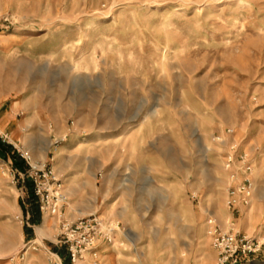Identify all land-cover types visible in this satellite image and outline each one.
<instances>
[{
	"label": "rangeland",
	"instance_id": "374dc122",
	"mask_svg": "<svg viewBox=\"0 0 264 264\" xmlns=\"http://www.w3.org/2000/svg\"><path fill=\"white\" fill-rule=\"evenodd\" d=\"M46 118L74 122L83 132L66 142L76 144V152H67L71 166L91 159L98 169L92 175L63 167L62 216L38 218L31 168L15 167L10 142L20 150L34 147L37 157L30 156L39 168L44 163L35 160L44 156L50 132ZM129 118L157 134L153 144L163 157L153 163L157 169L136 171L141 212L116 218L74 212L71 203L87 207L102 188L107 144L97 133ZM0 126L10 137L0 141V264H14L13 258L15 264H52L50 253L62 250L60 223L93 215L119 222L120 231L113 243L99 242L97 258L78 264H176L182 258L216 264L206 221L214 216L226 227L231 219L223 156L232 142L256 158L255 195L244 214L264 212V0H0ZM181 133L190 138L188 170L161 167L176 156L167 150ZM132 174L120 178L129 181ZM181 174L190 196H203V212H150L156 203L166 205L162 198ZM243 216L236 222L244 234L264 236V227L244 231ZM249 261L241 264H264Z\"/></svg>",
	"mask_w": 264,
	"mask_h": 264
},
{
	"label": "crops",
	"instance_id": "0c3cea01",
	"mask_svg": "<svg viewBox=\"0 0 264 264\" xmlns=\"http://www.w3.org/2000/svg\"><path fill=\"white\" fill-rule=\"evenodd\" d=\"M12 114H14V112ZM15 120L14 116H12L10 122L14 123ZM45 122H47L45 130L50 132H45L48 138L43 141L44 156L36 158L35 162H43L51 166L55 176H58L57 178L62 180L68 176L67 172H63V167L89 169L91 174L94 175V171L97 170L98 167H96L91 159L90 161L84 159L76 161L75 163L73 162L72 166L71 162L69 163V160L66 159L68 157L67 152L77 151L75 148L76 144L68 145L66 142L73 143L74 141L71 139H74L77 134L83 133L78 131L75 123L73 122V126L69 124L66 126L62 118H46ZM48 123L50 127H54L53 130L51 128V130L48 129ZM140 123L141 120H130L129 118L126 121L123 120L116 130L103 129L101 132L97 133L101 136L102 144H107V146H102V152L106 154L102 156L100 165L102 169V188L100 191L92 193L91 201L89 200V206L87 207L79 205L77 201L71 203L75 207V209L71 207L74 212H105L104 215L113 216L115 218L118 216L120 217L122 212H141L140 206L137 203L139 201V195L135 191L138 186L134 179L136 171L139 168L157 169L158 166L153 163L157 162L158 159L163 160V157L159 155L161 153H159L155 144H153L158 137L157 134L144 133L141 126H139ZM0 130L1 132L8 133V127L3 128L0 126ZM21 132H25V128H22ZM17 135L18 134H15L12 130L11 137H16ZM49 138L51 142H49ZM10 143L15 150H20L19 145L12 140V138ZM172 143L173 146L168 148L167 151L176 154V156H171L170 159L164 158L166 165L161 167L174 169L181 166V168L188 170L190 155L189 135L186 133H181V135L178 136L176 135ZM111 144L113 146H111ZM65 145L68 146L65 147ZM20 151H26L34 157H37V151L32 146L26 147L23 145ZM174 161L176 162L175 164ZM111 169L117 170L115 172L116 174L112 173L110 171ZM123 172L125 176L133 173L129 181H123L120 178ZM112 174L117 175V181L114 179L112 180ZM187 175L188 174H186V176ZM162 199L166 201V205L159 207L156 203L150 212H203L200 205L204 198L196 194L190 196L189 182L184 174L172 180V184L170 188H168L166 196ZM75 200L76 199L70 201ZM198 217L201 223L205 221L203 214H201V216L198 215ZM182 220V222H184L185 218ZM242 222L244 231L251 232L253 228H263L264 212H245ZM188 228L189 226H187V224H182V230H188ZM176 264H199V262L196 259L185 260L182 258L179 262H176Z\"/></svg>",
	"mask_w": 264,
	"mask_h": 264
},
{
	"label": "built area",
	"instance_id": "2783aa9c",
	"mask_svg": "<svg viewBox=\"0 0 264 264\" xmlns=\"http://www.w3.org/2000/svg\"><path fill=\"white\" fill-rule=\"evenodd\" d=\"M3 22L8 23L9 20L4 19ZM227 133L233 135L232 130ZM214 140L218 143L224 141L220 137ZM0 141H10L9 135L1 130ZM16 152L31 168L29 175L32 192L41 214L61 217L67 198L62 194V182L55 176L52 167L43 164L38 168L32 164V157L28 152ZM255 168L256 158L243 149L242 142L229 144L223 156V169L228 179L226 207L231 213V219L226 227L214 217L207 220V234L217 254L216 264H241L243 259L250 260L249 263L258 259L264 260V236L244 234L236 222L237 218H241L244 211L252 206L256 190ZM60 226L58 246L62 250L55 254L50 253L53 257L52 264H78L87 256L97 258L99 242L113 243L120 231L119 222L105 221L95 215L76 222L64 220ZM11 261L15 264L16 259Z\"/></svg>",
	"mask_w": 264,
	"mask_h": 264
},
{
	"label": "trees",
	"instance_id": "16d2710c",
	"mask_svg": "<svg viewBox=\"0 0 264 264\" xmlns=\"http://www.w3.org/2000/svg\"><path fill=\"white\" fill-rule=\"evenodd\" d=\"M14 161H15V167L17 169H21V171H26L25 162L18 156L17 152H16V154L14 156ZM29 191L31 192V199L35 203V205H34L35 206L34 207V210L36 211V214L35 215L39 218L42 214L40 212L37 199L35 198V196H34V194L32 192V187H31V190H29ZM33 222H35V220ZM66 264H70V263L69 262H66Z\"/></svg>",
	"mask_w": 264,
	"mask_h": 264
}]
</instances>
